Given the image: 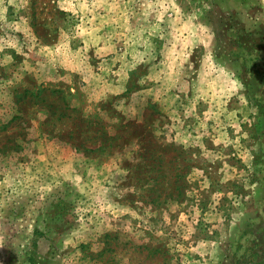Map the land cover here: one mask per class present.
<instances>
[{"label": "rangeland", "instance_id": "374dc122", "mask_svg": "<svg viewBox=\"0 0 264 264\" xmlns=\"http://www.w3.org/2000/svg\"><path fill=\"white\" fill-rule=\"evenodd\" d=\"M0 264H264V0H0Z\"/></svg>", "mask_w": 264, "mask_h": 264}]
</instances>
